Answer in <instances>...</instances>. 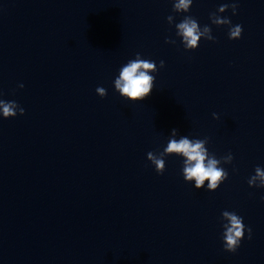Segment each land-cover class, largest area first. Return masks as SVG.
<instances>
[{"label":"clouds","instance_id":"9594fccd","mask_svg":"<svg viewBox=\"0 0 264 264\" xmlns=\"http://www.w3.org/2000/svg\"><path fill=\"white\" fill-rule=\"evenodd\" d=\"M193 0H173V11L175 13H188L192 6ZM231 7L233 15L236 14L238 7L237 3L231 5L222 4L217 12L224 13ZM212 24L217 26H229L228 36L231 40L241 38L243 28L237 24L231 25V20L227 17L221 18L217 13L210 14ZM169 24H172L174 17H167ZM176 35L182 38L183 46L186 50H195L199 47L201 39L215 40L212 35V30L208 25L200 27L197 20L190 15L184 16L181 22L175 25ZM166 43H175L174 40L166 39ZM159 67H164V61L161 60ZM158 71L155 61L142 59L140 54H136V58L129 60L123 65L119 71V75L114 80L115 90L131 102L142 101L147 98L154 88L155 76L151 73ZM23 88V84L19 85ZM97 94L100 97H105L107 91L103 87H97ZM25 109L16 101H5L0 99V115L3 118H13L17 114L24 115ZM214 118L216 114H213ZM178 130H171V137L164 147L162 152H148L147 159L154 165L155 171L158 174H163L166 169L165 157L176 155L183 157V178L186 182H194L196 189L205 187L207 181V190L215 191L219 186L228 179V172L221 167L222 162L230 164L233 160L231 153L219 159L214 154H210L206 145L205 139H189L186 135H181L177 139ZM259 181V182H258ZM250 187H264V169L260 166L255 168V174L248 179ZM223 220L227 223L223 224L225 229L223 233L224 250L235 253L240 247L241 241L244 238L245 231L248 232V238L251 239V228H246L243 223V218L235 212L223 211Z\"/></svg>","mask_w":264,"mask_h":264}]
</instances>
